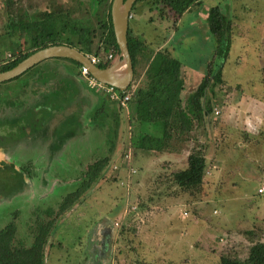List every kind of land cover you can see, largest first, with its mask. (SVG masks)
I'll use <instances>...</instances> for the list:
<instances>
[{
    "label": "rangeland",
    "instance_id": "obj_1",
    "mask_svg": "<svg viewBox=\"0 0 264 264\" xmlns=\"http://www.w3.org/2000/svg\"><path fill=\"white\" fill-rule=\"evenodd\" d=\"M14 1L18 10L34 14L35 19H40L43 11H49L56 4L77 10L84 8L88 2V0ZM79 1L83 2L82 6L78 4ZM213 5H218L220 11L233 22L228 55L224 60L216 59L215 66H212L214 69L220 67L224 84L214 86L213 92L207 94L218 103L214 105L212 121L220 123L223 120L229 124L225 128L227 137L223 141L224 146L217 151L222 179H213L205 190L195 192L192 196L190 194L186 196L184 192L168 193L169 189L165 195H158L160 189H156L153 184L144 189L135 186L132 195L133 187L126 182L125 177L121 178L111 170L107 173L105 168L103 174L106 177L98 179L85 192L83 191L82 200L56 220L51 233V249L45 258V264L80 263L85 255L94 254H102L104 257L111 254V258L116 256V260L110 259L112 264H218V255L222 251L233 250L239 258L245 256L249 243L246 236L249 235L236 234V231L252 229L253 238L264 240V195L256 192L257 186L264 183V129L257 136L255 145L250 143L253 138L255 139L253 135L250 137V134H246L250 140L243 139L240 128L245 113L242 110L243 104L237 105L241 95H251L252 98L264 100V0H201L200 5L192 6L182 13L175 28L169 20L157 19L155 11L149 8L147 2L140 0L135 2L128 21L130 25L132 23L136 25L139 38L147 43L149 50H156L162 47L163 43V47H167L181 65L194 70L197 74H203L214 49V39L206 26L204 16ZM103 7L104 4L99 9ZM81 14H83L81 11L72 13L74 17ZM5 21L4 0H0L2 59L15 51L17 44L23 42L25 38L23 34L7 33L4 28ZM60 24V20L52 18L38 24L36 30L54 31ZM27 45L24 44L21 50L24 51ZM114 58L115 56L111 60ZM67 67L73 68L71 63L65 60L45 59L21 76L0 83V141L8 147L7 150L5 145H2L10 163L17 169L16 175L8 172L0 174V228L11 221L20 226L27 217L29 223L39 207H55L61 196L76 186L73 183L69 187V181H73L85 170L86 163L107 154V138L110 133L108 123L115 103L100 95L96 97L97 92L80 78H75L73 86L67 84L68 79L63 76ZM39 70H42L43 81L50 82V88L54 81L62 79L64 88L75 91L76 88H81L84 95L91 96L92 108L95 109L96 104L99 106L101 102L105 105V112H99L94 117L93 126L91 124L88 129H84L77 119L76 99L68 98L70 96L67 100L54 97L51 90H48L49 97L45 100L47 109L43 108L42 97H39L41 102L36 108L35 96L27 89L32 88V78H40L37 73L34 76ZM26 80L28 86L23 87L22 84ZM193 81L197 84V81ZM196 84L194 86L191 84L190 89H194ZM36 87L34 82L33 88ZM55 95L60 93L55 92ZM7 99L14 100L17 105L9 108L11 106L8 104H2ZM19 101H23L25 108L29 109L25 111ZM92 110L89 111L90 114ZM214 110H218V114H215ZM89 113L87 112V115ZM72 129L80 133L84 131V134L73 136L64 143L66 131ZM45 131L47 133H44ZM122 132L120 128L118 136ZM155 132L156 130L152 128L149 134L154 136ZM213 133L212 138L217 136L219 131ZM131 141L134 142V137ZM59 142L63 146L61 151L60 148L55 150ZM235 142L237 146L232 148L231 145ZM46 143L47 147H52L49 154L43 152ZM142 150H136L133 146L130 157L132 165L137 164V159L144 152ZM50 154L53 156L55 154L57 158L53 160ZM167 156L168 159L174 158V154ZM179 156L181 160L186 159L185 155ZM209 157L207 160L211 161ZM49 158L51 168L47 177H55L56 181L55 184H51L52 189L44 200L40 201L35 198L37 189L35 184ZM159 158L162 159L163 155H159ZM147 159L152 161L153 157ZM117 161L124 163L125 160L119 157ZM125 171L127 173V169ZM20 172H26L29 176L27 178H32L31 184L20 183L17 179ZM21 178L24 180L26 177ZM123 206L121 214L120 208ZM121 215L124 217L119 221ZM102 216L116 219L113 223L114 230L104 248L94 240L97 221L103 218ZM124 220H129L128 225L134 224L136 232L133 234L131 229L126 227L128 230L125 228L120 235L126 236V239L118 242L117 232ZM22 228L25 226L22 225ZM26 235L23 232V236ZM98 261L99 259L92 264H98ZM99 264L103 263L99 261Z\"/></svg>",
    "mask_w": 264,
    "mask_h": 264
},
{
    "label": "trees",
    "instance_id": "obj_2",
    "mask_svg": "<svg viewBox=\"0 0 264 264\" xmlns=\"http://www.w3.org/2000/svg\"><path fill=\"white\" fill-rule=\"evenodd\" d=\"M111 1L112 0H88V2L85 3L86 6H83L84 8L81 7L77 10L63 4H56L53 5L49 11H43L40 19H35L34 14L26 10H18L14 0H4V13L6 16L4 28L6 32H15L17 35L23 34L25 38L23 42L17 44L15 51L10 52V54L3 59L0 58V71L8 70L32 52L54 44H64L75 47L85 54L96 55L99 57V61L96 65L101 68L107 67L111 61L107 56L109 54L115 56L118 53V47L114 40L110 20L109 11ZM137 1L140 0H135L132 4V8ZM145 2H147L151 10L153 9L155 11L157 19L169 20L173 28L176 27V22L183 12L190 9L192 6L201 4V0H145ZM78 4L82 6L83 2L79 1ZM103 4L104 7L99 9ZM74 11H81L83 14L74 17L72 15ZM52 18L61 21L59 28L54 31H44L43 29L36 30L38 24ZM204 20L214 39V49L211 57L207 61L208 65L206 70L202 74L195 90L184 100L181 99L183 80L180 61L171 55L167 47L149 50L143 39L131 36L127 30V47L132 61L133 79L125 90L118 91L121 95L126 94L128 96V100L126 101V119L134 128L133 132L135 136L133 146L135 149L143 147L148 150L173 149L174 146L172 145V141L174 139L175 142L182 141L185 139V134L189 133V130L193 127L194 122L197 124L201 123L204 119V115L213 114L214 105L218 103L212 100L207 94L213 92L214 86L224 84V81L221 77L220 67L214 69L212 66H215L216 59L224 60L228 55L233 22L230 17L220 11L218 5H213L208 8ZM24 44L28 45L27 48L22 51L21 48ZM49 60H65L71 63L73 68H68V66L66 72L63 74V76L68 79L67 81L65 80L67 84L73 86L75 78H80V80L85 83V80L80 75L81 65L78 62L67 58H49ZM53 70H56V68ZM36 73L42 78V70L35 72L34 76ZM40 78H32V88H30V90H28L29 88L27 89V91L31 92L30 94L35 96L36 108H38L37 106H39V102H41L39 97H42L43 108H45V110L47 109L45 100L49 97L48 90H51L54 97L67 100V97L70 96L68 98L74 97L76 99L78 111L77 119H79V124H81V127L84 129H88L91 124L93 126L94 117H96L99 112H105V105L101 102L98 104L99 106L96 104L95 109L92 108L90 102L93 100L91 96L84 95L81 88H76V91L71 88H64L62 79L54 81L50 88V82L46 83V81H43V78ZM34 82H36V88H33ZM27 84L28 81L26 80L22 85L24 87ZM55 92H59L60 95H55ZM98 95L115 103L114 106H112V111L107 109L111 111L108 123V131L110 133L107 138V154L101 157H93L94 159L91 162L86 163L85 170L80 172V175L73 179V181H69L70 183L68 182L69 187L72 186L73 183H75L76 186L67 190L64 195L61 196L55 207H39L29 223V217H27L24 224H20V226L15 224L14 221H11L0 228V264H45V258L51 249V233L58 217L82 200L83 191L85 192L98 179L106 177L103 172L106 165L111 160L110 156L116 145L117 131L120 121L122 120L120 113L124 111V108L121 107L117 101L109 100L106 96L101 95V93H97L96 97H98ZM62 96L64 98H62ZM19 103L25 111L29 109L25 108L23 101H19ZM2 104H8L11 106L9 108H12V106L17 105V102L7 99ZM90 105L91 108L89 109ZM91 109L93 110L90 114L89 111ZM87 112L89 115H87ZM144 124H151L152 126L159 125L161 128L160 134L156 136L154 133V136L150 135L145 138L146 140H142V133L139 130V126ZM72 131H74V129L66 131L67 134L66 139L63 140L64 143L73 136L84 134V131L80 133L75 130L73 135L71 133ZM44 133L47 132L45 131ZM46 140L48 139L46 138ZM61 146L62 143L59 142L55 150H59L60 148L61 151L63 147ZM51 149L52 147H47L46 143L43 152H48L47 154H49ZM54 152L55 154L57 153V151ZM55 154L54 156L50 154V158L53 156L52 159H56L57 157ZM39 158L35 159L39 160ZM50 158L42 169L41 175H39L37 179V184H35V186H37V189H35V198L40 201L44 200L46 194L52 189L51 184H55L56 181L55 177H47L51 168ZM114 163L116 162L114 161ZM30 164L34 167L32 162ZM206 164L203 150L199 145L194 144L187 154L185 167L171 170L169 174L170 179L178 188L193 189L195 192H198L197 190H199L203 183ZM25 174L27 175L26 172ZM50 180H52V182H50ZM57 182L59 183L58 180ZM15 215L17 214L15 213ZM128 223L129 220L121 222V229L117 232L119 236H117L116 241L119 242L126 239V236L120 237L126 227L130 228L132 233L135 234L136 227L134 224L131 226V224L128 225ZM22 225L25 226L24 229ZM23 232L27 234L25 237L23 236ZM235 233L250 236H246V239H249V244L247 245L245 256L239 258L237 253L233 250L222 251L218 255L217 263L264 264V241L260 239L255 240L252 237L254 236L252 229L238 230ZM110 255L111 254L105 255L102 261L103 264H112L110 262L113 259H117L116 256L111 258ZM81 259L82 260L79 261L80 263L75 264H92L93 261L98 260V258L92 260L87 255ZM114 262L117 263V261Z\"/></svg>",
    "mask_w": 264,
    "mask_h": 264
},
{
    "label": "crops",
    "instance_id": "obj_3",
    "mask_svg": "<svg viewBox=\"0 0 264 264\" xmlns=\"http://www.w3.org/2000/svg\"><path fill=\"white\" fill-rule=\"evenodd\" d=\"M204 18H205V16H204ZM131 19H132V16H131ZM135 26L136 25L134 23H132L130 25V22L128 21V32H129V34L133 37L139 38L138 30L135 28ZM167 43H168V41H167ZM163 45L164 44L162 43V47H163ZM162 47H159L157 49H160ZM180 69H181V75H182V80H183V89L181 91V99L184 100L191 92H193L195 90L196 85L199 83V81L202 77V73L197 74L194 72V70H192L186 66H183V65H181ZM193 80L197 81V84ZM191 84H192V86H194V84H196L195 87H193L194 89H190ZM88 87H90V86H88ZM237 101H238L237 105L243 104L242 106L244 109H242V110H244V113H245V118H244L243 124H241L242 126L240 128L243 139L250 140V138L246 134H250V137L253 135L255 137V139L253 138L250 141V143L255 145L254 142H255V140H257L256 139L257 136H259L263 132V129H264V100L252 98L251 95H249V96H246V95L242 96L241 95ZM126 114H127V104L124 107V111H122L120 113L122 120L120 121L119 127L122 128L124 135L122 132L118 136V131H117L116 145H115L113 153L110 156L111 157L110 162L112 161V163H114V161H115L117 168L113 169V170L111 168H109V170H111L112 172L114 171V173L117 174L119 177L121 176V178L123 176L125 177L126 182H128L130 184V186L133 187L132 191H131L132 195H133V189L135 188V186H137L140 189L141 188L144 189V188H149V186H151L153 184L156 187V189H158V188L160 189V191L157 192L158 195L159 194L165 195L166 191L169 189L168 193H170L172 191L178 192V193L184 192L183 194H186V196H189L188 194H190L192 196V194L195 193V191L193 189L178 188L174 183H172L169 174H170V171L173 169H181V168L185 167L186 159L181 160V156H179V155H185L187 157L188 152L190 151V149L192 148V146L194 144H197L201 147V149L203 150L205 159H206V163H207L206 168H205V173L203 176V183H202L201 187L199 188V190H197V191L202 192L203 190H205V188L208 187L210 185V183L213 182V179H216V180L218 178L222 179L221 173H220L221 163H220V161L217 160V151L220 150L222 146H224L223 141L227 137V132L225 131V128L229 124L226 121L222 120V122H220V123L213 122L212 118H211V114H209L207 116L204 115V119L201 123H198V124L196 122L193 123V127L189 130V133L185 134V139H183L182 141H178V142H175V139L172 141V145L174 146L173 149H170V150H165V149L164 150H148L144 147L143 148H136V150L137 149H143L142 151H144V152L140 155L141 157L139 159H137V164L132 165L130 161H129V163H127V161H124V163L117 161V158H119V157L122 158L121 154H120V147H121L122 141L126 137V132L129 130L131 135H132V138L135 136V134L133 132L134 128L131 125V123H128V121L126 119L127 118ZM231 117H232V113H231ZM237 122H238V120H237ZM119 127H118V130H120ZM156 127L157 128H154L151 124L140 125L139 130L142 133V135H141L142 140H146L145 138L147 136H150L149 133L152 131V128L154 130H156L155 134H156V136H158V134H160V132H161V128L159 125ZM216 130H218L219 133L217 136H214V138H212V133L215 132ZM143 134H145V135H143ZM236 142H238V141H236ZM236 142L233 145H231L232 148H236V146H237ZM131 143L133 144L132 141H131ZM132 148H133V145H132ZM167 154H174V158L170 157L168 159ZM159 155H163V158L162 159L159 158ZM209 155H210V157H209ZM148 157H150V158L153 157V160L147 161ZM208 157H209V159L211 158V161L207 160ZM212 158L214 159L213 161H212ZM128 165L131 166V168H134L136 170L135 173H129L128 172V168H127ZM211 165H212V167L210 168ZM124 167H126V168H124ZM125 169H127V173H126ZM137 169H138V172H137ZM212 169H215V171L213 172ZM108 171H107V173H108ZM109 178H111V177L109 176ZM99 180H101V178ZM149 182H151V184H149ZM260 186H264V183H260L257 186V188H259ZM174 192H172V194H174ZM258 194L264 195L263 193H258ZM123 205H125V203ZM123 209H124V206H123V208L122 207L120 208L121 214L123 212ZM102 217L103 218H99L97 221L98 223L96 226L97 228H96V235L94 236V240L96 241V243L99 246L104 248L105 244H108V240L110 238L112 230H114L113 229L114 228L113 223H115L116 219H111L108 216H106L105 218H104V216H102ZM123 217H124V215L119 219V221ZM262 230L263 229H261V233H263ZM254 239L256 240V238H254ZM260 240H262V239H260ZM262 241H264V240H262ZM88 257H90V259H92V260L98 258L100 262H102L104 260V256L102 254H98V255L94 254L93 256L88 255ZM99 261H98V264H99Z\"/></svg>",
    "mask_w": 264,
    "mask_h": 264
},
{
    "label": "water",
    "instance_id": "obj_4",
    "mask_svg": "<svg viewBox=\"0 0 264 264\" xmlns=\"http://www.w3.org/2000/svg\"><path fill=\"white\" fill-rule=\"evenodd\" d=\"M134 1L135 0L111 1L109 11L110 20L114 40L118 47V53L107 67H98L91 62L88 54H85L75 47L64 44H54L32 52L12 68L0 71V83L20 76L45 59L67 58L78 62L81 66L87 67L89 74L97 81L111 85L118 90H125L133 79L132 61L127 47V30L128 19ZM0 162L10 164L3 148H0ZM12 170L16 173L17 169L13 166ZM24 181L28 182L27 178H25ZM29 183L31 184V181H29Z\"/></svg>",
    "mask_w": 264,
    "mask_h": 264
},
{
    "label": "built area",
    "instance_id": "obj_5",
    "mask_svg": "<svg viewBox=\"0 0 264 264\" xmlns=\"http://www.w3.org/2000/svg\"><path fill=\"white\" fill-rule=\"evenodd\" d=\"M90 60L92 63L97 64V62L99 61V57L96 55H92V54H88ZM107 58L112 59L113 56L111 54H109L107 56ZM80 75L82 76V78L85 80V83L92 87L94 90H96L97 92L101 93L102 95L106 96L109 100H113V101H117L118 104L121 107H125L126 105V101L128 100V96L125 95H121L118 91V89H116L115 87L108 85V84H104L102 82L97 81L95 78H93L89 72L87 67L85 66H81L80 68ZM122 91V90H120ZM215 114H218V110H214ZM132 135L130 133V131L128 130L126 132V137L125 139L122 141L121 143V147H120V154L121 157L127 161V163H129L130 161V157H131V151H132ZM110 168L111 169H116L117 165L115 163H112V161L109 163ZM128 172L129 173H135V169L131 168V166L128 165ZM257 192L258 193H264V186H260L259 188H257Z\"/></svg>",
    "mask_w": 264,
    "mask_h": 264
},
{
    "label": "flooded vegetation",
    "instance_id": "obj_6",
    "mask_svg": "<svg viewBox=\"0 0 264 264\" xmlns=\"http://www.w3.org/2000/svg\"><path fill=\"white\" fill-rule=\"evenodd\" d=\"M2 145H5V147L7 148V150H8V147L6 146V144H2V142L0 141V148H3L2 147ZM4 150H5V148H4ZM5 153H6V151H5ZM9 155H10V153H9ZM10 162V161H9ZM13 164H5V163H3V162H0V174H2V173H6V172H8L9 174H14V175H16V173H14L13 172V170H12V168H13ZM106 170L108 171L109 170V168H110V165H109V162H108V164L106 165ZM7 170V171H6ZM105 170V171H106ZM26 174H25V172H20L19 173V177H17V179L18 180H20V183H22L23 184V182H24V180H23V178H21L22 176L23 177H26L27 178V175L25 176ZM28 179V182L29 181H31V179L30 178H27ZM26 183V182H25Z\"/></svg>",
    "mask_w": 264,
    "mask_h": 264
}]
</instances>
